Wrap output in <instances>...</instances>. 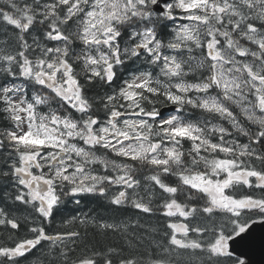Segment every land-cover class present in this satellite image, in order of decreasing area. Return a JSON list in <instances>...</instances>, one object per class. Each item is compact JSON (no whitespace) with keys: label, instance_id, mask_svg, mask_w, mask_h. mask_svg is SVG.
Returning a JSON list of instances; mask_svg holds the SVG:
<instances>
[{"label":"snow or ice","instance_id":"1","mask_svg":"<svg viewBox=\"0 0 264 264\" xmlns=\"http://www.w3.org/2000/svg\"><path fill=\"white\" fill-rule=\"evenodd\" d=\"M178 19L188 23L176 24ZM0 25L6 26L0 39V75L13 80L22 77L37 88L31 99H25L17 84L0 85L2 110L13 125L0 132V148H10L9 156L14 153L18 158L7 170H0V178L11 177L18 186L15 201L50 220L65 197L105 196V185H119L124 190L111 198V204L130 203L143 213L152 212L153 194L145 202L136 191L141 182L131 166L97 154L105 149L153 170L148 181L168 194L163 215L178 214L187 220L197 213L196 207L178 202L182 189L188 201L202 194L199 198L205 203L199 211L228 214L227 224L207 244L187 239L190 231L200 234L205 229L169 223L171 247L164 249L166 253L200 250L209 261L229 255L232 234L240 236L248 228L251 217L246 213L264 216V198H236L226 191L241 184L264 189V169L240 159L246 156L264 165V0H0ZM72 25L75 31L69 32ZM165 30L171 36L166 42L161 38ZM50 41L55 46H49ZM197 49L200 58L191 55ZM142 55V63L159 69L158 73L136 69L110 93L96 100L85 95L77 65L82 64L88 84L99 82L112 88L118 70H127ZM194 60L195 68L204 71L196 82H189L185 67L191 71ZM97 101L105 110L103 121L91 111ZM57 103L60 107L47 113L37 111V106ZM229 104L239 105L255 129L245 130ZM158 105L174 106L172 114L165 117ZM191 109L229 120L249 143L229 144L225 137L231 133L226 128L208 120L193 122L185 115ZM74 113L81 115L75 118ZM215 133L220 134L218 142L209 138ZM183 140L191 141L187 160L180 150ZM218 153L225 157L213 155ZM96 164L112 175L93 174L89 167ZM168 176L177 177L176 186L165 182ZM72 219L87 223L86 217ZM0 225L20 227L3 210ZM227 225H231L228 231ZM99 227L116 230L118 225L101 223ZM29 231L31 238L0 245V264H19V258L30 255L42 241L50 245L47 264H70L73 248L68 245H75L79 231L49 234L43 226ZM178 232L184 238H178ZM113 251H93L71 264H113ZM119 264L137 261L121 258ZM152 264L175 262L154 260Z\"/></svg>","mask_w":264,"mask_h":264},{"label":"trees","instance_id":"2","mask_svg":"<svg viewBox=\"0 0 264 264\" xmlns=\"http://www.w3.org/2000/svg\"><path fill=\"white\" fill-rule=\"evenodd\" d=\"M6 26L0 25V39H3V31ZM76 26L72 25L68 29L69 32H74ZM171 28V25H170ZM11 33H9L10 35ZM161 38L165 42L171 39L169 30H165L161 34ZM126 40L127 38L124 37ZM29 38V42H30ZM50 44V42H48ZM76 50L79 51V42L76 43ZM167 51V50H165ZM189 54L185 51L183 57L186 59ZM196 58L201 57L200 50H194L191 54ZM136 62L129 64L127 70L120 68L118 70V78L112 85L114 88L118 85L119 81L123 77L130 75V73L136 69H143L146 66ZM196 60L193 61V69L189 71L187 66L185 70L188 71V76L185 77L189 82H196L204 71L202 69L195 68ZM76 72L80 76V82L85 90V95L90 99L96 100L101 96L105 95V92L110 93L112 88L102 87L99 82L94 84H88L84 79L82 64L76 66ZM16 82L23 87V95L25 99H31L34 93L37 92V88L34 87L30 82L25 81L22 77H18L15 80L11 77H5L0 75V85L10 84ZM99 93V94H98ZM212 94H215L213 92ZM249 99H252L251 97ZM164 105H158L161 107ZM60 105L52 104L51 107L40 105L37 106L38 113H47L52 109L59 108ZM230 110L233 111L237 120L241 122L245 130L255 129V125L248 122L245 118L238 113L235 104H229ZM3 104L0 102V132L13 127L12 122L7 118V114L3 112ZM63 110V109H62ZM92 112L96 113L101 120L105 118V110L102 105H99L98 101L94 104ZM185 115L189 116L193 122L208 120L211 124L217 123L219 127L226 128L229 132L231 129L226 123L225 119L219 115H210L205 112H201L197 109L186 110ZM76 118L77 115H74ZM234 135L235 141H239L243 144H248L249 139L246 136H239L237 132ZM219 133H215L210 139L213 142L219 140ZM226 139V137H225ZM82 145V142H79ZM257 150L260 146H256ZM191 149V141L183 140L181 142L180 150L185 153L186 160L188 159L187 153ZM10 148H0V170H7L8 164L11 163L15 158L18 159ZM105 149H99L97 154L104 155ZM208 155L207 153H203ZM219 158H224V153L213 154ZM120 159V158H119ZM248 164H252L255 168L264 169V165L260 161L254 159L240 158ZM122 162L129 164L133 170V174L136 179L140 180V187L136 189L142 196L145 197V202H148L149 194L151 196V207L153 211L150 213H143L142 211L134 208L130 203H124L122 205L111 204V198L118 194L119 191L124 190L119 185H105L107 193L105 196L98 194H78L76 196L65 197L59 210L55 213V216L50 220H44L39 216L38 213L29 205L21 204L14 200V195L17 191V185L9 178H0V210H3L9 218L17 219L20 223L18 229H11L4 225H0V245L12 246L15 242L24 239L31 238L32 233L29 229L32 226H43L49 234H55L57 231L63 232L65 230H75L81 233L80 237L76 240L75 245L69 243V248H73V252L69 254L70 264L71 261L75 260L76 257L82 255H91L93 251L108 253L109 249L114 251L111 253L113 264H119L121 258H133L137 261V264H152L154 260H171L175 264H237L239 260L231 255L213 257L211 261L208 259L206 252L200 250H183L177 249L176 252L171 254L164 251L165 248H170L168 241L172 233V229L168 227L169 223L183 224L186 223L189 227H200L206 231L197 234L189 232L187 239L199 240L201 243L207 244L208 241L213 239L214 232L218 233L221 226L227 224V215L224 212L216 211L212 214H205L199 211L204 206L205 200L199 197L202 194H197L191 201L186 199L187 193L181 191L178 194V202L187 203L189 207H196L197 213L193 217H189L187 220L180 217L178 214L174 217H167L163 215L164 209L162 204L164 203L165 197L168 194L162 193V190L158 187H154L152 182L148 181L147 177L152 174V169L148 166L139 164L138 162L128 160L127 158L120 159ZM203 168V165L200 166ZM89 169L96 172L99 175H112L110 171L107 173L102 165L96 164L91 165ZM33 172L39 174V171L33 169ZM253 185H255V178H250ZM165 182L171 186H176L178 179L175 176H168L165 178ZM186 188V186H184ZM129 193L132 190H127ZM195 192V190H191ZM229 194L234 195L236 198L250 195L254 198H264V189L256 187H246L237 185L235 189L226 190ZM80 203L77 204L76 201ZM250 215L248 224L255 220H262L264 216L253 212L251 214L246 213V216ZM73 217H86L87 223L80 224L79 219L73 221ZM68 221V223H65ZM101 223H113L118 225L116 230L101 229L99 225ZM231 225H227L226 231L230 230ZM235 234L233 233L232 236ZM178 238H184L181 233H177ZM50 245L47 241H42L41 245H38L36 249L32 251L30 255H26L24 258H19V264H47L49 258L47 253Z\"/></svg>","mask_w":264,"mask_h":264},{"label":"water","instance_id":"3","mask_svg":"<svg viewBox=\"0 0 264 264\" xmlns=\"http://www.w3.org/2000/svg\"><path fill=\"white\" fill-rule=\"evenodd\" d=\"M229 247L231 253L247 261L244 264H264V222L252 224L240 236L229 241Z\"/></svg>","mask_w":264,"mask_h":264},{"label":"rangeland","instance_id":"4","mask_svg":"<svg viewBox=\"0 0 264 264\" xmlns=\"http://www.w3.org/2000/svg\"><path fill=\"white\" fill-rule=\"evenodd\" d=\"M175 23L176 24H180V23H188V21H181V20H176L175 21ZM166 54H171L170 52H166ZM143 59H144V57H143V55L141 56V60H139L138 62H141L140 64H143V65H145L146 67L145 68H143L142 70H148V71H153L154 73H158V71H159V69H154L152 66H149V65H147V64H145V63H142V61H143ZM237 105V104H236ZM237 109L239 110H241V112L243 113V111H242V109H241V107L239 106V105H237ZM172 114V113H171ZM257 114L259 115V113L257 112ZM168 115H170V114H168ZM168 115H166V116H168ZM165 116V117H166ZM125 118H127V117H125ZM101 121H103V120H101ZM226 121L227 122H230L229 120H227L226 119ZM232 142V140H229V144H238V145H241L240 143H238V142H236V143H231ZM168 146H171V145H168ZM114 156H115V154L114 153H112V156L110 157V159L109 160H114L116 163H120V162H117L115 159H114ZM246 157V156H245Z\"/></svg>","mask_w":264,"mask_h":264},{"label":"bare ground","instance_id":"5","mask_svg":"<svg viewBox=\"0 0 264 264\" xmlns=\"http://www.w3.org/2000/svg\"><path fill=\"white\" fill-rule=\"evenodd\" d=\"M99 94V93H98ZM99 97V96H98Z\"/></svg>","mask_w":264,"mask_h":264}]
</instances>
